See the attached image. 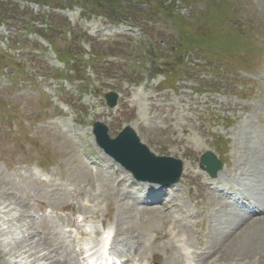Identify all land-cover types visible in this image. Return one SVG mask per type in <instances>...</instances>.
Here are the masks:
<instances>
[{
	"label": "rangeland",
	"instance_id": "rangeland-1",
	"mask_svg": "<svg viewBox=\"0 0 264 264\" xmlns=\"http://www.w3.org/2000/svg\"><path fill=\"white\" fill-rule=\"evenodd\" d=\"M85 1L102 2V15L75 0H59L76 19L82 18L77 4L87 14L94 35L85 46L93 49L90 63L79 61L78 31L67 38L62 20L53 19L50 33L68 68L88 78L85 89L64 88L61 79L46 78L61 77L47 68L62 65L33 35L19 31L28 13L13 15L14 7L0 3L5 18L0 27V264H31L44 256L53 264H81L74 242L86 249L94 246L100 225L113 229L112 262L145 264L149 258L153 264H184L166 236L170 221L164 210L175 218L179 212L183 218L202 214L192 220L190 242L195 250L202 220L198 237L207 264H264L263 216L230 214L233 208L203 189L209 177L199 161L211 153L228 177L223 185L263 202L264 0ZM142 4L147 7L141 9ZM160 7L172 10L171 15ZM73 28L81 30L80 20ZM234 29L248 35L243 53L241 46L222 49L223 37L229 39ZM188 39L203 46L190 45ZM111 92L118 95L113 109L104 100ZM68 122L77 130L75 136L64 133ZM94 122L107 126L110 139L129 127L149 154L180 161L178 193L170 186L145 198L140 192L146 189L132 183L120 167L108 160L100 163L90 142ZM97 163L100 171L92 172ZM159 194V202L152 203ZM189 197L198 209L182 207ZM80 215L83 222L76 219ZM79 232L85 235L78 238Z\"/></svg>",
	"mask_w": 264,
	"mask_h": 264
},
{
	"label": "water",
	"instance_id": "water-1",
	"mask_svg": "<svg viewBox=\"0 0 264 264\" xmlns=\"http://www.w3.org/2000/svg\"><path fill=\"white\" fill-rule=\"evenodd\" d=\"M106 99L110 107L115 105V95H107ZM94 130L98 143L104 151L129 170L137 180L165 185L177 181L180 175L179 163L169 158H151L130 130H125L114 141L107 139L106 129L102 125L95 124ZM201 161L207 165V171L212 174L219 169V165L210 154H206Z\"/></svg>",
	"mask_w": 264,
	"mask_h": 264
},
{
	"label": "bare ground",
	"instance_id": "bare-ground-1",
	"mask_svg": "<svg viewBox=\"0 0 264 264\" xmlns=\"http://www.w3.org/2000/svg\"><path fill=\"white\" fill-rule=\"evenodd\" d=\"M90 141L92 142V143H94V141H93V138L91 137L90 138ZM255 146V145H254ZM96 148V147H95ZM96 150L102 155V156H104L103 155V153H102V151L99 149V148H96ZM241 150V149H240ZM253 158H255V157H253ZM261 161H263V165H264V154H262V158H261ZM261 164V163H260ZM262 165V166H263ZM260 168V167H259ZM201 170L202 171H204V169H202L201 168ZM261 170H262V168H261ZM255 172V171H254ZM223 171H221V172H219L218 174H217V178H220L222 181H226L227 180V176L226 175H223ZM123 181H121L120 183H122ZM210 185L211 184H206L205 186H204V188L203 189H205V190H207L208 192H210ZM229 191V189H227V192ZM260 195V194H259ZM263 195H264V193H263ZM213 197H215V198H217V200H220L221 201V204H224V206L225 207H230V204L228 203V202H226V200H227V195L226 194H224L223 192H219L216 196H213ZM261 197V196H260ZM261 199V200H260ZM216 200V199H215ZM241 200H243V201H245L246 202V208L247 209H250V210H252L251 211V213H250V215H248V216H244V215H242L241 214V212L238 210V209H235V210H233V211H231L230 212V214H233V213H235L236 215L238 214V215H240L241 216V218L243 219V217H245L246 219H248V218H255V217H259V216H263V218H264V206L263 207H261L260 206V204H263L264 205V200H263V202H262V198H259V200L258 199H256V200H251V199H249V198H247L246 197V195L244 194V193H238V196L235 198V201L234 202H238V201H241ZM212 212V211H211ZM231 216V215H230ZM258 220V219H257ZM264 220V219H263ZM262 220V221H263ZM244 222V221H243ZM262 224H263V227H262V229L264 230V221L262 222ZM177 228L181 231V232H183V235H185V237L184 236H182V237H180L181 239H179L178 241H177V243H178V249H179V254H180V256L182 257V261H184V260H187V264H207L205 261H206V258H207V255L208 254H206L205 255V248H202V252L201 253H197V252H195V253H193V252H191V254H189L188 253V251H186V248L188 247V246H190V243H189V239H188V237L190 236V233H191V231H187L186 229H184V226H177ZM170 231H172V229L170 230ZM220 234V236H224L223 235V232H221V233H218V235ZM178 237V236H177ZM176 238V237H175ZM224 238V237H223ZM196 239V241H197V243L199 244V245H203V240L202 239H200L199 237H196L195 238ZM238 240V239H237ZM220 250H221V248H220ZM221 252H225V251H222L221 250ZM224 254H226V253H224ZM42 260H44V261H49L48 262V264H53V262L49 259V258H47L46 256H44L43 258H36L35 260H34V262H32L31 264H34V263H38V262H40V261H42ZM176 264V263H175Z\"/></svg>",
	"mask_w": 264,
	"mask_h": 264
}]
</instances>
